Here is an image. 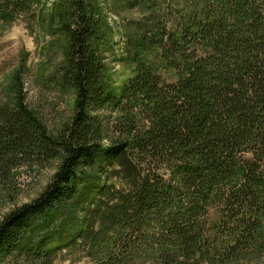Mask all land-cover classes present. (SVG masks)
I'll return each instance as SVG.
<instances>
[{
  "label": "trees",
  "instance_id": "1",
  "mask_svg": "<svg viewBox=\"0 0 264 264\" xmlns=\"http://www.w3.org/2000/svg\"><path fill=\"white\" fill-rule=\"evenodd\" d=\"M72 1L59 24L71 121L50 134L21 87L0 105V184L35 158L57 162L41 193L2 217L0 257L47 258V243L66 227L91 250L109 244L130 255L150 243L161 264L224 260L264 242V0H202L179 31L139 36L134 46L156 50L177 80L164 82L135 55L118 91L104 78L86 1ZM29 4L0 0V20ZM104 105L115 111L105 144L93 114ZM215 205L220 215L208 228Z\"/></svg>",
  "mask_w": 264,
  "mask_h": 264
},
{
  "label": "rangeland",
  "instance_id": "2",
  "mask_svg": "<svg viewBox=\"0 0 264 264\" xmlns=\"http://www.w3.org/2000/svg\"><path fill=\"white\" fill-rule=\"evenodd\" d=\"M86 13L95 20L91 36L103 64L104 78L114 91L134 74L135 57L143 56L152 63L163 81L177 80L175 70L159 61L156 50L145 51L134 43L139 36L157 35L156 28L179 31L182 19L202 0H85ZM72 0H29L22 11L8 20H0V105L9 103L21 87L25 105L35 112L52 135L59 132L74 116V90L63 85L61 69L66 65L68 39L59 28L61 21L70 18ZM104 124L103 143H108L115 111L110 106L93 112ZM57 162L35 158L11 171L10 178L0 184V221L16 207L30 202L45 188L56 169ZM264 170V162L262 164ZM167 179L168 173L164 172ZM208 228L219 218L218 206L207 211ZM80 214V219H82ZM62 238L51 240L45 247L47 258L27 259L12 253L0 257V264H161L150 243L128 251L91 250L81 241V233L65 228ZM109 234H111L109 232ZM57 236V235H56ZM218 246L222 247L221 243ZM156 250V249H155ZM204 257L197 260L173 258L170 264H264V242L257 241L221 260Z\"/></svg>",
  "mask_w": 264,
  "mask_h": 264
}]
</instances>
